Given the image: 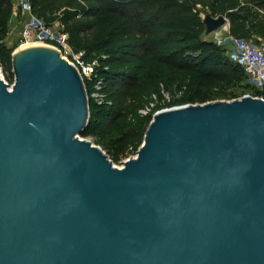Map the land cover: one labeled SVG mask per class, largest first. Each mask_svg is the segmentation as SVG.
I'll list each match as a JSON object with an SVG mask.
<instances>
[{"label": "water", "instance_id": "1", "mask_svg": "<svg viewBox=\"0 0 264 264\" xmlns=\"http://www.w3.org/2000/svg\"><path fill=\"white\" fill-rule=\"evenodd\" d=\"M206 36L229 27L203 17ZM0 69V264H264V100L157 112L118 168L52 47Z\"/></svg>", "mask_w": 264, "mask_h": 264}, {"label": "trees", "instance_id": "2", "mask_svg": "<svg viewBox=\"0 0 264 264\" xmlns=\"http://www.w3.org/2000/svg\"><path fill=\"white\" fill-rule=\"evenodd\" d=\"M29 1L28 21L33 16L66 34L67 44L83 55L84 63L97 62L94 74L84 80L90 118L82 138L94 139L114 164L135 156L142 146L153 115L142 117L139 112L153 96L174 94L166 107L174 108L255 95L227 48L203 39V17L224 16L231 37L261 46L264 0ZM13 16V0H0V67L11 85L12 56L21 42L13 48L5 44ZM134 24L142 26L140 33L147 40L129 37ZM143 49L148 52L133 58ZM131 91L138 92L134 104L128 106ZM95 93L100 97L94 98ZM179 93L181 98L176 97ZM162 109L157 107L155 112Z\"/></svg>", "mask_w": 264, "mask_h": 264}, {"label": "built area", "instance_id": "3", "mask_svg": "<svg viewBox=\"0 0 264 264\" xmlns=\"http://www.w3.org/2000/svg\"><path fill=\"white\" fill-rule=\"evenodd\" d=\"M31 5L29 0H22L20 3V13L25 16L27 13L31 15ZM17 16V15H16ZM29 23L26 24L19 48H27L33 46H46L52 47L59 51L62 58L67 60L70 64L74 65L80 72L83 80L90 79L95 72L97 62L92 64L84 63L83 55L79 54V60L74 59L76 53L67 44L68 36L63 34L52 27H47L43 22L39 21L33 16H30ZM230 45V59L235 64L239 65L247 76V82L255 95H249L256 99L264 100V44L256 46L251 42L244 39L233 38L229 35L225 43H221L220 46ZM100 90V87H96ZM182 93H179L176 97L181 98ZM94 98L100 96L95 93ZM172 103L171 98L165 92L162 93V97L153 96L148 106L142 109L139 114L142 117H148L155 115L157 107H164L163 110ZM175 108V107H174ZM137 155V154H136ZM135 155V156H136ZM135 156H129L124 162Z\"/></svg>", "mask_w": 264, "mask_h": 264}, {"label": "rangeland", "instance_id": "4", "mask_svg": "<svg viewBox=\"0 0 264 264\" xmlns=\"http://www.w3.org/2000/svg\"><path fill=\"white\" fill-rule=\"evenodd\" d=\"M22 0H13L14 2V16H13V19H12V22H11V25H10V33H9V36L5 42L6 46H8L9 48H13L21 39H22V34H23V31H24V28H25V24L27 23L28 21V18L27 16H29L27 13L25 14L24 17L22 16H19L17 17L16 15H18L19 11H20V3H21ZM24 18V20L22 19ZM31 18H29V21H30ZM28 21V23H29ZM25 25V26H24ZM140 28H142V26H140L139 24H134L129 30H128V34H129V37H134L135 40H141V39H148V36H144L142 33H140L141 30H139ZM151 39L153 37V34L150 35ZM229 37V27H226L224 29H221L219 31H217L216 33L210 35V36H206L204 35L203 36V39L206 40V41H209V42H214L215 44H217L218 46H220L221 43H225L227 38ZM262 43L264 44V41H262ZM151 45V44H149ZM221 47H224V48H227L228 50V53L230 54V51H231V46L230 45H225V46H221ZM148 52V50H137L135 56L133 58H136L138 57L139 55H145L146 53ZM74 59L77 60V61H80L79 60V54H75L74 55ZM1 69V72H2V76L4 78V80L7 82L6 78V74L4 73L3 69L0 67ZM10 86H12L11 84H9ZM137 92L138 91H131V96L129 97L128 99V106H132L135 102V97H137ZM167 93V92H166ZM130 94V93H129ZM169 95V97L171 98V101L173 102V96H175L173 94V96L169 93H167ZM84 139V138H83ZM86 139V138H85ZM87 140L93 142L95 144V140L94 139H91V138H88ZM96 145V144H95ZM115 166H117L118 168H122L123 164H114Z\"/></svg>", "mask_w": 264, "mask_h": 264}]
</instances>
